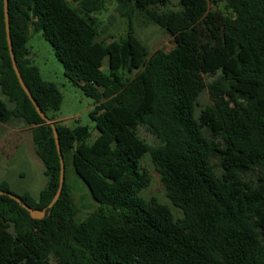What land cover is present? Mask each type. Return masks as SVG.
Returning a JSON list of instances; mask_svg holds the SVG:
<instances>
[{
  "label": "trees",
  "instance_id": "16d2710c",
  "mask_svg": "<svg viewBox=\"0 0 264 264\" xmlns=\"http://www.w3.org/2000/svg\"><path fill=\"white\" fill-rule=\"evenodd\" d=\"M110 1L8 0L23 81L54 123L65 168L71 155L97 201L78 219L66 179L48 207L60 177L53 127L15 74L0 0V89L12 103L0 99V122L20 118L31 128L48 177L37 197L0 183L46 208L32 218L0 195V264H264V0H115L128 28L105 42L98 14ZM134 15L163 28L173 47L151 53L135 34ZM30 27L50 42L69 81L93 98L96 136L56 119L62 94L29 57ZM204 88L210 103L196 114ZM140 124L158 144L139 137ZM146 153L181 216L141 195L150 182L141 167Z\"/></svg>",
  "mask_w": 264,
  "mask_h": 264
},
{
  "label": "rangeland",
  "instance_id": "374dc122",
  "mask_svg": "<svg viewBox=\"0 0 264 264\" xmlns=\"http://www.w3.org/2000/svg\"><path fill=\"white\" fill-rule=\"evenodd\" d=\"M98 17L100 19L98 39L108 42L113 38L120 39L125 36L128 20L117 11L115 0L108 2ZM132 22L136 36L148 46L151 53L157 49L168 51L173 47L172 37L157 24L143 21L139 15H134ZM27 47L29 57L32 63L38 66L41 77L54 82L60 88L62 102L59 110L54 112L56 119L70 127L76 124L87 125L92 132V137L96 136L95 121L90 116V111L94 106L93 98L86 95L79 86L72 84L64 75L62 63L55 56L50 42L43 37L41 31H35L33 27L29 28ZM102 68L106 70L107 58L104 59ZM203 77L206 83L213 78L206 74ZM0 99L6 101L9 106L12 105L1 89ZM208 103H210L209 92L207 88H204L197 98L196 114ZM137 134L150 145L159 143L157 137L143 124L138 125ZM213 161L215 162L216 159ZM141 167L150 177V182L141 191V195L146 199L155 197L158 201L168 204L176 217L181 216V210L175 207L167 196L161 176L149 153L142 157ZM216 170L219 172L218 166ZM246 177L255 180L256 174L250 172ZM65 179L79 207L77 218L81 219L96 207L97 201L93 198L86 183L76 173L71 155L66 160ZM47 180L44 165L35 150L31 128L20 118H14L7 123L0 122V183L6 182L9 190L14 193L22 194L28 191L37 197L40 190L45 187ZM50 263L56 264L53 260Z\"/></svg>",
  "mask_w": 264,
  "mask_h": 264
},
{
  "label": "water",
  "instance_id": "95a60500",
  "mask_svg": "<svg viewBox=\"0 0 264 264\" xmlns=\"http://www.w3.org/2000/svg\"><path fill=\"white\" fill-rule=\"evenodd\" d=\"M3 9H4V19H5V28H6V37H7L8 49H9V54H10V57H11V62H12V66H13V69L15 71V74H16V76L18 78V81H19L20 85L22 86V88L26 92L27 96L31 100V102L34 105V107H35L36 111L38 112V114L45 121L51 122L50 119L48 118V116L45 114V112L42 110V108L36 102L35 98L31 94L29 88L24 83L23 78L21 76V73L19 71V68H18V65H17V61H16V58H15V54L13 52L12 40H11V35H10L8 0H3ZM51 125L53 127V136H54V139H55L56 148H57V151H58V154H59V158H60V177H59L58 189H57L56 193L54 194L51 202L48 204V207H52L54 202L58 199V197H59V195L61 193V190H62V186H63L64 180H65V163H64L63 155H62V152H61V149H60V143H59L58 134H57V131H56V128H55L53 122H51ZM1 194L8 195L11 198L15 199L16 201H18L25 209L28 210V212H29V214H30V216L32 218L41 219V218L44 217L45 212H46V208H43V209L33 208V207L29 206L26 202H24L17 194H14V193H12L10 191H7V190L0 189V195Z\"/></svg>",
  "mask_w": 264,
  "mask_h": 264
},
{
  "label": "crops",
  "instance_id": "0c3cea01",
  "mask_svg": "<svg viewBox=\"0 0 264 264\" xmlns=\"http://www.w3.org/2000/svg\"><path fill=\"white\" fill-rule=\"evenodd\" d=\"M1 123H3V122H1Z\"/></svg>",
  "mask_w": 264,
  "mask_h": 264
}]
</instances>
